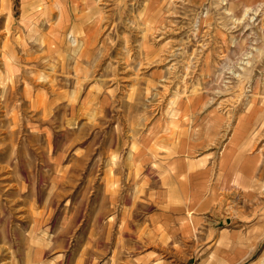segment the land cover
<instances>
[{"label":"rangeland","instance_id":"rangeland-1","mask_svg":"<svg viewBox=\"0 0 264 264\" xmlns=\"http://www.w3.org/2000/svg\"><path fill=\"white\" fill-rule=\"evenodd\" d=\"M47 1L0 0V48L6 41L19 45L16 88L11 87L12 81L0 78V180H4L0 181V247H6L0 250V264H192L191 245L171 243L162 229L145 225L150 210L139 206L134 213L137 225H131L128 213L111 210L118 186L112 167L104 170V197L86 196L91 201L87 214L85 115L95 114L93 120L99 112L98 98L85 107L87 83L96 80L94 68L85 71V61L101 65L103 75L113 74L116 63L125 65L134 76L118 82L127 89L117 98L138 91V110L150 116L162 110L172 126L178 120L179 98L199 94L209 95L205 102L220 111L229 108L234 124L240 113L264 109V25H260L264 0H229L231 14L214 6L220 0H101L99 11L86 19L85 0H63L70 13L64 30L58 25L55 0ZM29 2L43 11L37 6L25 11ZM248 8L251 17L237 26L234 19L243 18ZM51 9L56 10L52 16ZM27 16L33 19L23 18ZM83 18L90 35L85 45L88 55L75 51L72 43V26ZM96 19H101L98 31ZM54 24L66 33L67 58L46 51L51 38L37 40ZM247 60L248 71L242 72ZM155 71L160 75H153ZM6 72L0 58V75ZM148 81L153 84L146 90ZM141 116L144 121L147 115ZM253 140L248 151L264 155V133ZM95 171L100 175L103 166ZM250 189L254 201L264 207V180ZM245 190L236 180L233 190L224 193L234 197L233 203L228 202L234 214L243 206ZM32 222L41 226L32 227Z\"/></svg>","mask_w":264,"mask_h":264},{"label":"crops","instance_id":"crops-1","mask_svg":"<svg viewBox=\"0 0 264 264\" xmlns=\"http://www.w3.org/2000/svg\"><path fill=\"white\" fill-rule=\"evenodd\" d=\"M86 68H94L96 80L87 83L85 107L98 98L99 112L93 120L95 114L85 115L87 214L91 201L86 196L104 197L106 171L112 167L118 186L111 210L128 213L131 225H137L134 213L139 206L150 210L145 225L162 229L171 243L191 245L192 264H264V207L254 201L250 189L264 180V155L248 151L255 136L264 133V109L242 112L231 124L229 108L220 111L205 102L209 95L199 94L179 98L178 120L172 126L162 110L153 116L138 110V91L117 98L127 89L118 82L134 76L125 65L116 63L113 74L104 75L101 65L85 61ZM152 84L148 81L146 90ZM140 113V118L147 115L144 121ZM100 166L106 171L95 175ZM236 180L247 190L234 214L228 205L234 197L224 193L233 190Z\"/></svg>","mask_w":264,"mask_h":264},{"label":"bare ground","instance_id":"bare-ground-1","mask_svg":"<svg viewBox=\"0 0 264 264\" xmlns=\"http://www.w3.org/2000/svg\"><path fill=\"white\" fill-rule=\"evenodd\" d=\"M44 1V4H48V1L47 0H41V3ZM47 1V2H46ZM53 1V0H52ZM218 1V0H217ZM55 3H56V9L58 10V14H56L57 15V17L59 16V18H58V20L59 21H61L60 22V24H58L59 25V28L62 30L63 28H64V26L66 27V19H68L69 18V9H68V7L67 6H65V2L63 1V0H55ZM97 3H101V0H85V5H87L86 6V8H85V19L86 18H88V17H91V14L92 13H95V11H99L98 9H99V5H103V4H97ZM160 3V2H159ZM202 3H205V2H202ZM50 4V3H49ZM107 4V3H106ZM29 7L27 8V7H25V11L26 10H28L30 7H35V6H37V9L41 12V11H43V8H41V6H39V5H37L36 3H31V2H29V4H27ZM41 5H43V4H41ZM81 5V4H80ZM84 5V4H83ZM160 5V4H159ZM215 5H218L219 7H221V9H223L226 13L225 14H231V12L229 11V9L227 8V6L228 5H230V1L229 0H220L219 1V4H214V6ZM257 5V4H256ZM258 5H259V3H258ZM45 6V5H44ZM79 6V5H78ZM253 6V5H252ZM255 6V5H254ZM253 6V7H254ZM264 6V5H263ZM171 7V6H170ZM250 7V6H249ZM39 8H41V9H39ZM250 8H252V7H250ZM250 8H248V10L246 9V12H245V14H244V17L243 18H241V19H234L235 17H233V19L235 20V22H236V24H237V26H240L241 24H243L242 23V21H244V20H246V17H251V9ZM258 8V7H257ZM35 9V8H34ZM73 9V8H72ZM79 9V8H78ZM77 9V10H78ZM84 9V8H83ZM80 10V9H79ZM156 10V9H155ZM161 10V9H160ZM222 10V11H223ZM73 11V10H72ZM253 11H254V8H253ZM258 11H259V9H258ZM55 12H56V10H54V9H51L50 10V15L52 16V14H55ZM257 12V11H256ZM37 13V12H36ZM35 13V14H36ZM106 13V12H105ZM159 13V12H158ZM220 14H221V11H220ZM254 14V13H253ZM258 14V13H257ZM162 15V14H161ZM255 15V14H254ZM41 16H43V15H39L38 17H41ZM71 16V15H70ZM231 17L233 16V14L232 15H230ZM76 17H78V16H76ZM223 17V16H222ZM254 17V16H253ZM24 19H33V17H23ZM221 18V17H220ZM245 18V19H244ZM102 19V18H101ZM101 19H96L95 21H94V29H96V31H98L99 30V28H100V21H101ZM226 19V18H225ZM255 19V18H254ZM9 20V19H8ZM37 20V19H36ZM79 20H81V22L79 23V22H76L75 24H74V26H72V34L74 35V37H73V40H72V43L74 44H72L73 45V47H74V50L75 51H79V52H81V53H84L85 52V55H88V52H89V50L86 48V39L90 36L89 34H87V25H86V27L84 28L83 27V25H82V22H83V20H84V18L83 19H79ZM92 20V19H91ZM222 20V19H221ZM224 21V20H223ZM233 21V20H232ZM251 21H252V18H251ZM251 21H250V23H251ZM228 22V21H227ZM263 22V21H262ZM33 23V22H32ZM85 23H86V20H85ZM225 23H226V21H225ZM224 23V24H225ZM234 23V22H233ZM235 24V25H236ZM251 24H253V23H251ZM102 25V24H101ZM261 26L262 25H264V24H260ZM50 26V25H49ZM88 26H91V25H88ZM226 26V25H225ZM222 27H223V22H222ZM232 27H233V25H232ZM231 27V28H232ZM162 28V27H161ZM224 28H226V27H224ZM263 28V27H262ZM227 29V28H226ZM257 29H258V27H257ZM259 29H260V27H259ZM23 30V29H22ZM64 30V29H63ZM100 30H101V28H100ZM228 30V29H227ZM67 31V30H66ZM13 34V33H12ZM44 34V35H43ZM41 36H39V38L37 39V40H39L40 41V43H41V41H48L50 38H51V40L50 41H48V42H46V44H45V46L47 45L48 47H47V50L46 51H48L49 50V53L50 54H54L55 52L58 54L57 56L58 57H60L61 59H62V56H63V58L65 57V58H67V54H65V52H64V46L66 45V37H65V35L64 34H66V33H64V34H61V32L57 29V27L55 26V24L54 25H52V26H50L49 27V29H48V31H47V33H43ZM24 35V34H23ZM84 36V37H78V36ZM229 36V35H228ZM53 37H54V41L51 43V41H52V39H53ZM34 39V38H33ZM97 39V38H96ZM25 41V40H24ZM27 41V40H26ZM97 41H98V39H97ZM21 43H22V41H21ZM27 43V42H26ZM29 43V42H28ZM35 43V42H34ZM30 44V43H29ZM18 45V44H17ZM17 45H15V44H12V43H10V42H5L4 44H3V46H2V48H0L1 49V51L2 52H0L1 54V61H2V65L5 67V70L7 71L6 72V75H4V73L3 74H1L0 75V78H5L6 80H8V82L9 81H12V86L11 87H13L14 89L16 88V86L14 85L15 84V74H16V72L17 73H19V67H18V58H19V49L17 48ZM22 45H26V44H23L22 43ZM19 46V45H18ZM29 46V45H28ZM101 46H102V44H101ZM21 47V46H20ZM23 47V46H22ZM24 48V47H23ZM29 48V47H28ZM46 48V47H45ZM135 49V48H134ZM228 50V49H227ZM25 51V50H24ZM52 56H54V55H52ZM56 56V55H55ZM57 56H56V59H57ZM41 59V58H40ZM54 59V58H53ZM226 59V58H225ZM36 62V61H35ZM59 62V61H58ZM52 63V62H51ZM49 64H50V62H49ZM243 65H242V68L240 69L242 72H246V71H248L247 70V68H248V66L250 65V62L247 60V62L246 61H244L243 63H242ZM54 65V64H53ZM56 66V65H55ZM48 67V66H47ZM53 68V67H52ZM56 68V67H55ZM55 71V70H54ZM46 72V71H45ZM21 73V72H20ZM59 73V72H58ZM55 74V73H54ZM231 74V73H230ZM242 74L243 73H239L237 76H242ZM15 75V76H14ZM232 76V75H231ZM71 77V76H70ZM230 77V76H229ZM18 79V78H17ZM21 79V78H20ZM71 79V78H70ZM232 79V78H231ZM56 80V79H55ZM7 84V83H6ZM6 84H5V86H6ZM49 84V83H48ZM11 85V84H10ZM53 86V85H52ZM19 88H20V86H19ZM13 89V90H14ZM22 89V88H21ZM52 89V88H51ZM20 90V89H19ZM16 91H18V90H16ZM52 91V90H51ZM17 93V92H16ZM71 101V100H70ZM1 104V103H0ZM30 104H31V102H30ZM8 106V105H7ZM6 106V107H7ZM38 106V105H37ZM76 107V106H75ZM79 108V107H78ZM17 120V119H16ZM68 123V122H67ZM69 124V123H68ZM74 134H75V132H74ZM84 138V137H83ZM68 141V140H67ZM0 166H3V165H1V163H0ZM3 179H5V178H3ZM0 181H4V180H0ZM7 185H9V184H7ZM9 187V186H8ZM6 191H9V189H7ZM6 205V204H5ZM1 206L2 205H0V209H1ZM9 210L13 213V211H14V209L11 207V206H9ZM0 215H2L3 216V213L2 212H0ZM33 221H34V219H33ZM31 222V221H30ZM70 224V226H72L74 223H69ZM39 226H41V222H32V227H36V228H38ZM35 232V231H34ZM4 245H2L1 247H0V250L2 251V250H4ZM6 248V247H5ZM85 252V251H84ZM83 256V255H82ZM84 257V256H83Z\"/></svg>","mask_w":264,"mask_h":264}]
</instances>
